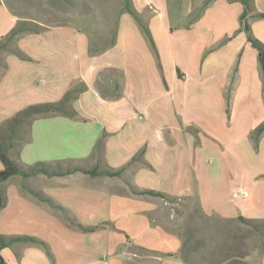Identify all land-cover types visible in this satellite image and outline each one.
<instances>
[{"label": "crops", "instance_id": "obj_1", "mask_svg": "<svg viewBox=\"0 0 264 264\" xmlns=\"http://www.w3.org/2000/svg\"><path fill=\"white\" fill-rule=\"evenodd\" d=\"M132 3L155 48L124 11L114 44L103 51L91 53L89 33L66 24L21 36L16 47L28 60L3 54L0 129L29 106L59 102L69 90L87 88L72 102L77 118L37 117L28 138L11 151L24 166L45 163L53 174L16 176L5 184L0 235L39 238L53 259L45 248L20 242L1 251L7 264H186L181 237L158 221L161 201L168 202L135 193L144 190L193 197L205 217L237 222L264 239V232L239 221H264V133L257 146L251 138L264 123V75L260 53L242 28L244 4ZM20 19L1 3L0 39ZM248 22L264 43V0H253ZM104 133L98 157L95 147ZM143 150V158L120 177L65 173L78 166L120 170ZM27 189L97 229H77ZM238 260L264 264V246Z\"/></svg>", "mask_w": 264, "mask_h": 264}, {"label": "rangeland", "instance_id": "obj_2", "mask_svg": "<svg viewBox=\"0 0 264 264\" xmlns=\"http://www.w3.org/2000/svg\"><path fill=\"white\" fill-rule=\"evenodd\" d=\"M0 3L7 5L19 18L37 24L40 29L79 25L89 33L95 50L107 49L111 45L118 19L125 11L124 0H0ZM199 12L196 10L190 18ZM1 64H4L3 55ZM3 72L4 67L0 66V75ZM20 128L12 132V126L6 124L0 129L3 141L15 145L13 151L17 149V141L28 135V124ZM158 216L163 226L181 237V253L188 264H215L228 255L239 258L264 246L262 236L252 234L254 231L246 226L234 221L206 218L194 199L167 204L161 201Z\"/></svg>", "mask_w": 264, "mask_h": 264}, {"label": "trees", "instance_id": "obj_3", "mask_svg": "<svg viewBox=\"0 0 264 264\" xmlns=\"http://www.w3.org/2000/svg\"><path fill=\"white\" fill-rule=\"evenodd\" d=\"M211 1V0H209ZM235 1H240L244 4L245 10L241 16V23H242V28L245 30L249 36V41L253 45L254 48H256L259 53H260V68L261 72L264 75V43L255 38L252 34L251 27L248 22V16L252 11L253 7V0H235ZM1 4V3H0ZM124 9L125 11L129 12L130 14L133 15V17L139 22V24L142 26L144 29L145 33L149 37L152 45L154 48L156 47L154 44V40L152 37V34L146 25L142 21V16L135 10L132 0H124ZM12 12V11H11ZM13 13V12H12ZM15 14V13H13ZM16 15V14H15ZM263 16V15H262ZM44 29L38 28L37 24H34L31 21L25 20V19H20L17 23V25L8 33L6 36L2 37L0 39V66H3L4 69H7V65L4 62V64H1V56L4 53H12L17 56H19L22 59L28 60L29 57H27L18 47H16V42L18 39L23 36L24 34L27 33H39L43 31ZM115 40L111 43L110 46L114 44ZM105 50V49H103ZM103 50H95L91 48V53L95 52H100ZM87 88L85 86L81 88H73L69 90L64 98L55 103H44V104H37V105H32L24 109L23 111L19 112L8 124H10L13 128L12 132H14L18 127H21L25 124H28L29 126L31 125L32 121L36 119L37 117L40 116H49V115H55V114H63L66 116H69L71 118H77V112L73 109L72 102L77 98L78 93H81L85 91ZM264 133V123L261 124L259 127H257L252 135L251 138L253 139L255 145L257 146L259 143V140ZM28 137L22 138V141H25ZM107 138V134L104 133L100 139L98 140L96 147H95V153L98 155V157L102 156L104 153V144H105V139ZM15 147L13 143L6 144L0 134V158L4 164V169L0 170V211L3 210L7 206L8 202V196H7V191L4 187L5 183L8 182L11 178L20 176L23 179H28L31 177H35L39 174H46V175H52L53 173L50 172L49 167L45 163H38L34 166H24L22 163L14 160L11 155L12 149ZM144 155V150L141 151L138 155H136L129 163L127 166L121 168L120 170L116 171H106L104 173L99 172L97 170H88L83 167H75L70 170H68L65 173H72V172H77L81 171L84 173H90L92 176L104 174L107 176L111 177H120L122 176V173L126 169V167L132 165L136 161H140L143 158ZM27 191L38 198L40 201L48 203L51 207L54 209H57L63 213H65L67 221L74 227H76L79 230L82 231H94L97 229V227L94 228H86L82 224L76 222L73 220L71 217L68 216L66 209L61 206L55 204L50 198H47L40 194L39 192H36L35 190L32 189H27ZM136 194L138 195H151L154 197H159L162 198L164 201L167 202H177L180 199H193V197H185V198H180V197H172L167 194L153 191V190H144V191H135ZM207 218V217H206ZM211 219V218H208ZM239 221L243 224H247L252 226V228L260 233L264 232V221L263 222H258V221H253V220H246L245 218H239ZM31 243L35 245H39L47 251L49 256L53 259V256L50 252L49 246L47 243L42 241L39 238L36 237H30V236H14V237H6L4 235H0V264H7L5 259L3 258L1 251L6 248L10 247L11 245L15 243ZM183 249V246H182ZM181 249V251H182ZM185 260V259H184ZM185 263L187 261L185 260ZM215 264H241V262L238 260L236 255H228L224 258H221L219 261H217Z\"/></svg>", "mask_w": 264, "mask_h": 264}]
</instances>
